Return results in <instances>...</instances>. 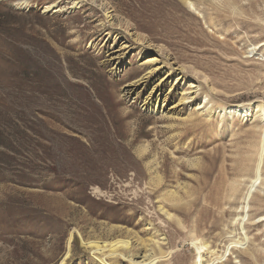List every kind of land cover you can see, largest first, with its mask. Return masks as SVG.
Instances as JSON below:
<instances>
[{"label":"rangeland","instance_id":"374dc122","mask_svg":"<svg viewBox=\"0 0 264 264\" xmlns=\"http://www.w3.org/2000/svg\"><path fill=\"white\" fill-rule=\"evenodd\" d=\"M188 2L0 0V264H132L150 239L151 264H195L198 237L215 245L233 213L210 197L256 125L224 111L264 106V0ZM263 230L242 235L264 249Z\"/></svg>","mask_w":264,"mask_h":264},{"label":"bare ground","instance_id":"6f19581e","mask_svg":"<svg viewBox=\"0 0 264 264\" xmlns=\"http://www.w3.org/2000/svg\"><path fill=\"white\" fill-rule=\"evenodd\" d=\"M188 1L184 0L185 2L184 4H187L189 7L192 8L195 7L193 6L194 4ZM24 4L25 2L15 3V5H24ZM256 105L246 103V105L231 106L229 109H227L228 111H224L227 112L228 114L234 112L233 114L236 113V114H243L244 116H248V115L254 116V121L256 125L253 126L252 128L253 141L252 144L250 143V147L238 149L239 152L237 155L238 158L235 163L236 170L239 173L242 172L243 174L239 175L236 179L225 182L226 184L225 183H222V185L220 184L219 186L222 187V190H220L217 193L214 192L216 193L215 198L210 197L212 202L210 203L211 205L216 206L217 208L221 209V211L228 208L229 211L231 212L230 214L233 213V216L231 218L232 220L230 224L227 222L228 223V224L226 223L227 225H222L223 223L221 222L223 221L220 220H218L213 224L211 223L212 224L211 227H218V226L222 227V229H220L219 232L214 234V236L216 237L215 241L218 242V245L216 242H214L215 245L212 244V240H210L211 239L210 237H208V239L206 240L203 238L197 240L199 238L198 237L193 242L197 255V261L195 264L221 263V261L226 258L225 254L233 255L236 251L239 252V249L241 248L243 250V253H246L251 258L256 257V255H253V253L257 254L260 253V251H264V249L260 247V244L256 243V238L253 236V234L250 236V238H247L246 236L242 235V228L245 226H249V227L252 226L254 230L258 232L261 231V227H264V212L255 215L254 213L256 211H250V207H248V205L253 206L252 202L255 201L256 199L254 195L256 194L257 191L262 192L263 193L262 197H264V106L262 105L256 106ZM202 107L203 106L199 105L197 109H202ZM210 115L211 112L208 113V116ZM254 129L256 130L254 131ZM250 174H252L249 177L250 180L246 182L244 178L248 177ZM159 210L161 211L162 214H165L168 218L170 217V215L166 211L162 210V207H159ZM229 219L230 218H228V220ZM260 221L262 222L258 223ZM140 243L142 244L141 245L142 254L138 257L139 261L133 262L132 264L156 263V260L158 258H161L165 255L164 252H162V246L163 244H165L164 239H156L152 241L150 239L145 245L143 244L142 241L139 242V244ZM219 243H223V245L219 246ZM111 255H114V253H111ZM234 259L236 260L237 258L235 257Z\"/></svg>","mask_w":264,"mask_h":264}]
</instances>
